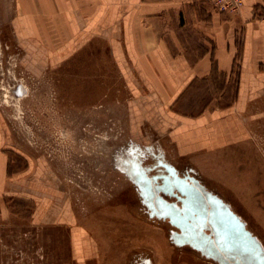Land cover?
<instances>
[{
	"label": "crops",
	"instance_id": "crops-1",
	"mask_svg": "<svg viewBox=\"0 0 264 264\" xmlns=\"http://www.w3.org/2000/svg\"><path fill=\"white\" fill-rule=\"evenodd\" d=\"M9 25L32 70L100 45L128 91L129 132L165 142L180 163L197 165L264 116V0H242L235 15L207 0H12ZM4 122L0 110V226L9 200L36 202L31 224L64 227L78 247L70 201L38 160L30 165Z\"/></svg>",
	"mask_w": 264,
	"mask_h": 264
},
{
	"label": "rangeland",
	"instance_id": "rangeland-1",
	"mask_svg": "<svg viewBox=\"0 0 264 264\" xmlns=\"http://www.w3.org/2000/svg\"><path fill=\"white\" fill-rule=\"evenodd\" d=\"M11 6L12 0H0L4 124L30 165L38 160L48 182L70 201L84 243L75 248L64 227L33 226L36 202L13 199L2 219L7 224L0 226V264H216L176 247L167 221L148 217L133 184L118 169V159L135 147L143 166L156 164L151 153L161 155L180 175L195 177L222 197L264 249V168L237 165L236 170L228 149L187 165L165 142L134 138L128 130V91L109 53L94 44L55 68L24 67L10 30Z\"/></svg>",
	"mask_w": 264,
	"mask_h": 264
},
{
	"label": "water",
	"instance_id": "water-1",
	"mask_svg": "<svg viewBox=\"0 0 264 264\" xmlns=\"http://www.w3.org/2000/svg\"><path fill=\"white\" fill-rule=\"evenodd\" d=\"M141 156L132 148L118 159V169L133 184L148 217L166 220L174 229L170 239L175 246L216 264H264L262 245L227 203L161 156L151 167L142 165ZM153 169L157 174H150Z\"/></svg>",
	"mask_w": 264,
	"mask_h": 264
},
{
	"label": "flooded vegetation",
	"instance_id": "flooded-vegetation-1",
	"mask_svg": "<svg viewBox=\"0 0 264 264\" xmlns=\"http://www.w3.org/2000/svg\"><path fill=\"white\" fill-rule=\"evenodd\" d=\"M240 128H241V126L239 125L238 129H240ZM243 128L246 130V134L243 138H238L237 140H233L228 144L227 148L221 147V148H218L216 151L221 152V150H223V149H228V152L230 153V158H231L233 164L235 165L236 170H237V165L239 167L241 165H244V166L247 165V166L251 167V166H253V164H258L263 169L264 168V116L258 121V123L256 125H247V126H244ZM42 156L43 157L45 156L44 152L42 153ZM215 195L220 197L218 194H215ZM220 198L224 201V199L222 197H220ZM167 199H171V198H167ZM229 207L235 213L234 209L230 205H229ZM238 217L241 219L240 216H238ZM163 224L166 225L168 228L173 229L168 224V222L167 223L163 222ZM244 224H245V227L247 228L246 222H244ZM170 241H171V239H170ZM176 247H178V246H176ZM183 247H186V246H183ZM190 250H192V249H190ZM193 252H195L196 254L201 256L202 258H205L202 255H200V253H198L196 251H193ZM140 264H150V263L147 260H142V262Z\"/></svg>",
	"mask_w": 264,
	"mask_h": 264
},
{
	"label": "built area",
	"instance_id": "built-area-1",
	"mask_svg": "<svg viewBox=\"0 0 264 264\" xmlns=\"http://www.w3.org/2000/svg\"><path fill=\"white\" fill-rule=\"evenodd\" d=\"M213 10L218 13L238 14L242 7V0H207Z\"/></svg>",
	"mask_w": 264,
	"mask_h": 264
}]
</instances>
